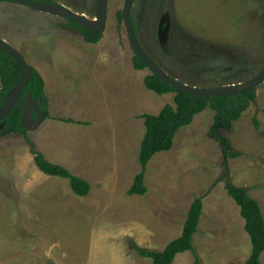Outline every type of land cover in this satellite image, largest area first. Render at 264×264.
<instances>
[{
  "label": "rangeland",
  "instance_id": "rangeland-1",
  "mask_svg": "<svg viewBox=\"0 0 264 264\" xmlns=\"http://www.w3.org/2000/svg\"><path fill=\"white\" fill-rule=\"evenodd\" d=\"M51 1L96 16V0ZM124 3L108 0L106 29L92 44L67 18L0 2V37L40 72L48 97L37 129L0 136V264H153L132 248L133 235L167 245L198 196L195 251L173 264H196L195 254L201 264H244L251 254L226 183L247 188L264 215V82L231 129H220L227 149L211 132L215 111L206 109L178 131L171 150L151 158L147 192L129 194L141 171L143 114L174 104L175 92L148 89L152 70L134 67ZM131 13L145 50L183 82L213 87L264 70V0H135ZM34 152L88 180L90 193L77 195L68 179L44 173Z\"/></svg>",
  "mask_w": 264,
  "mask_h": 264
},
{
  "label": "trees",
  "instance_id": "trees-1",
  "mask_svg": "<svg viewBox=\"0 0 264 264\" xmlns=\"http://www.w3.org/2000/svg\"><path fill=\"white\" fill-rule=\"evenodd\" d=\"M42 2H52L51 0H37ZM120 16L122 12L120 11ZM71 25L84 37L88 43H98L102 38V33L96 34L86 27L68 19ZM135 30L136 26L134 24ZM137 32V30H136ZM134 67L142 70L148 67L147 63L135 52ZM22 74V67L6 52L0 50V107L8 97L10 90L19 81ZM148 89L159 94L175 92L174 104H166L159 113L143 114L145 123V134L141 141L139 151V162L141 171L136 175L135 180L128 193L144 194L147 192L145 184V172L147 164L158 152L169 151L174 145V139L178 131L190 125L195 116L206 109L215 111V123L212 126V134L221 142L224 149L230 146L228 138L221 134L220 129L229 130L233 121L241 117L244 109L256 98V88L245 90L241 93L226 96H198L177 90L171 85L163 82L155 73L148 74L144 78ZM32 93L35 98H42L41 109L48 116V97L45 91V81L40 72L33 68V73L24 87L22 96L16 106L0 121V136L10 133L21 132L25 136L26 128L20 126L23 115L22 101L25 95ZM35 153V163L37 167L48 175L60 176L69 180L74 193L80 196H87L92 188L91 183L85 178L72 173L65 166L47 160L44 154ZM233 157L237 153H231ZM226 189L230 196L240 206L241 215L245 220V229L250 236L252 249L249 258L244 264H262V254L264 253V215L259 202L250 195L249 190L237 186L231 181H227ZM203 208V197L194 199L187 218L183 225L182 233L179 237L171 240L162 250H147L137 244H132L138 254L151 258L154 264H173L178 253L185 251H195L193 240L194 232L198 229L199 219ZM195 263H200V258L195 254ZM54 264V263H50Z\"/></svg>",
  "mask_w": 264,
  "mask_h": 264
},
{
  "label": "water",
  "instance_id": "water-1",
  "mask_svg": "<svg viewBox=\"0 0 264 264\" xmlns=\"http://www.w3.org/2000/svg\"><path fill=\"white\" fill-rule=\"evenodd\" d=\"M16 3L33 8L37 11L55 14L67 19H71L76 23L86 27L93 33H103L106 29L108 19V0H96L95 11L96 16L90 17L85 13L73 10L71 7L56 2H42L37 0H12ZM135 0H125L122 10L123 20L128 34L130 44L134 51L145 61L148 67L155 73L163 82L171 85L177 90L185 93L198 96H213V95H230L241 93L245 90L256 88L260 83L264 82V70L245 82L223 84L213 87H203L191 85L183 82L176 77H173L165 71L163 67L145 50L132 20V8ZM0 50L9 54L21 67L22 74L19 81L10 90L7 99L0 107V121L16 106L22 96L25 85L29 81L33 66L28 63L24 55L14 47L6 39L0 37ZM42 98H35L32 93L25 95L22 101L23 115L20 126L26 129H37L45 117L44 111L40 107ZM36 116H34V113ZM3 124L0 125V128Z\"/></svg>",
  "mask_w": 264,
  "mask_h": 264
},
{
  "label": "crops",
  "instance_id": "crops-1",
  "mask_svg": "<svg viewBox=\"0 0 264 264\" xmlns=\"http://www.w3.org/2000/svg\"><path fill=\"white\" fill-rule=\"evenodd\" d=\"M4 2L6 5L5 6H9L11 9H15V10H20V11H24V12H27V9L25 8V5H22V4H18V3H16V2H14V1H12V0H0V2ZM28 7V6H27ZM30 8V7H29ZM30 11H34L33 9L32 10H30ZM76 11V10H75ZM36 12V11H35ZM37 12H39V11H37ZM41 12V11H40ZM39 12V14H43V13H47V12H43V13H40ZM83 13V12H82ZM48 14V13H47ZM49 14H51V13H49ZM57 16V18H58V15H55V14H51V16ZM60 18H62L61 16H59ZM46 87H47V85H46ZM152 235H153V233H152ZM133 239H134V243L135 244H137V245H142V247L143 248H151V249H154V250H159V249H164L165 247H166V245H165V243L163 244L161 241H155V240H153V241H150V242H147L146 244H144L143 245V243L142 242H139V239H136L135 238V235H133V237H132ZM140 245V246H141ZM159 247V248H158ZM143 260H146V259H148V257H143V256H140ZM144 258H146V259H144ZM151 259V258H150ZM142 262V261H141ZM147 264H152L151 262L149 263V262H147V260L145 261ZM153 262V261H152ZM154 264V263H153Z\"/></svg>",
  "mask_w": 264,
  "mask_h": 264
},
{
  "label": "flooded vegetation",
  "instance_id": "flooded-vegetation-1",
  "mask_svg": "<svg viewBox=\"0 0 264 264\" xmlns=\"http://www.w3.org/2000/svg\"><path fill=\"white\" fill-rule=\"evenodd\" d=\"M34 113V112H33ZM34 116H36V114L34 113Z\"/></svg>",
  "mask_w": 264,
  "mask_h": 264
}]
</instances>
